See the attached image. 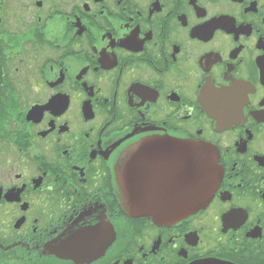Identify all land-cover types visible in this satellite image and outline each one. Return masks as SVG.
Returning a JSON list of instances; mask_svg holds the SVG:
<instances>
[{
  "label": "flooded vegetation",
  "instance_id": "obj_1",
  "mask_svg": "<svg viewBox=\"0 0 264 264\" xmlns=\"http://www.w3.org/2000/svg\"><path fill=\"white\" fill-rule=\"evenodd\" d=\"M0 57V264H264V0H0Z\"/></svg>",
  "mask_w": 264,
  "mask_h": 264
},
{
  "label": "water",
  "instance_id": "obj_2",
  "mask_svg": "<svg viewBox=\"0 0 264 264\" xmlns=\"http://www.w3.org/2000/svg\"><path fill=\"white\" fill-rule=\"evenodd\" d=\"M188 161L197 165L196 203L193 207H136V213L153 216L159 222L177 221L205 208L222 180V171L217 165V152L207 144L198 143L189 148ZM126 161L119 170V179L126 196ZM143 203V201H140Z\"/></svg>",
  "mask_w": 264,
  "mask_h": 264
},
{
  "label": "trees",
  "instance_id": "obj_3",
  "mask_svg": "<svg viewBox=\"0 0 264 264\" xmlns=\"http://www.w3.org/2000/svg\"><path fill=\"white\" fill-rule=\"evenodd\" d=\"M0 57V122L2 121L4 117V109L8 106V101L10 99H7L4 94H6L8 91H10L9 86L11 85L7 81L6 75H4V69H3V63L1 61Z\"/></svg>",
  "mask_w": 264,
  "mask_h": 264
}]
</instances>
